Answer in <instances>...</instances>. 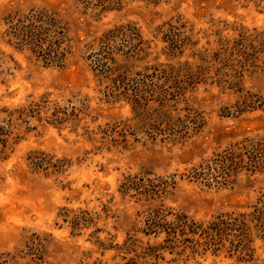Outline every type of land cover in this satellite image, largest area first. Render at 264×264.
<instances>
[{"label":"rangeland","instance_id":"374dc122","mask_svg":"<svg viewBox=\"0 0 264 264\" xmlns=\"http://www.w3.org/2000/svg\"><path fill=\"white\" fill-rule=\"evenodd\" d=\"M37 11L67 29L70 54L61 68L44 66L8 42V23ZM120 27L136 29L146 54L128 63L129 83H141L140 69L176 61L164 49L166 36L185 39L181 61L192 50L207 49L210 78L186 94L203 120L198 132L185 139L162 136L152 113L138 116L124 98L106 97L112 84L93 72L86 56L103 34ZM243 32L264 36V2L0 0V127L7 141L0 156V264H91L100 252L94 238L121 241L146 208L139 194L125 190L134 179L138 186L141 179L174 183L165 205L196 220L252 202L264 188V172L253 183L239 174L228 186L207 187L185 177L230 143L264 133V110L237 117L221 111L235 96L222 89L220 71H239L244 89L264 96V44L246 48L240 63L220 52L222 42L231 44ZM170 114L174 120L185 113ZM201 264H264V244L251 261L220 256Z\"/></svg>","mask_w":264,"mask_h":264},{"label":"trees","instance_id":"16d2710c","mask_svg":"<svg viewBox=\"0 0 264 264\" xmlns=\"http://www.w3.org/2000/svg\"><path fill=\"white\" fill-rule=\"evenodd\" d=\"M37 12L8 23L5 31L8 42H12L18 50L28 51L44 66L61 68L70 54L67 29L59 27L45 11ZM263 40L264 36L260 32L239 33L233 44L222 42L220 52H228V56L235 57V62L240 63L237 58L244 59L248 55L245 49L254 50L252 44L262 46ZM162 42L166 44L164 49L167 55L176 61L138 70L141 83H129L132 71L128 63L137 55L138 61L141 55H146L140 35L134 27H120L106 32L99 38L97 47L87 53L86 59L90 61L95 74L112 84L107 85L106 97L124 98L134 111L138 110V116L152 113V122L158 126V134H174L178 139H185L203 127L202 118L193 110L186 94L210 78L205 77L204 70L208 57L204 51L207 49L192 50L181 61L187 50L185 39L169 35ZM214 56H217L216 52ZM189 59H195L196 63ZM221 66L223 68L225 64ZM240 77L239 71H234L233 75L220 71L218 75L220 79L217 80L221 82L222 89H227L235 96L230 106L222 108L223 116L237 117L246 112L264 110V96L245 90ZM180 104H183V108H178ZM171 110H183L185 114L183 118L173 120ZM180 129L185 130L183 135L176 133ZM4 134L0 127V156L4 154L7 143L6 137H2ZM263 172L264 133L230 143L192 167L185 177L192 181L198 180L207 187L228 186L236 181L239 174H244L246 181L253 183L254 176ZM141 180L139 186L135 179L131 180L125 190L139 194L138 201L146 202V208L138 220L131 223L121 241H116L113 236L105 240L98 236L94 238V244L100 252L91 264H201L208 257L220 256L251 261L258 245L264 244V188L258 189L254 200L241 208L218 213L208 220H196L179 209L165 205V196L171 194L167 189V181L155 185L143 184L144 179ZM171 184L169 187H174V183ZM97 232L102 231L95 229L93 233Z\"/></svg>","mask_w":264,"mask_h":264}]
</instances>
